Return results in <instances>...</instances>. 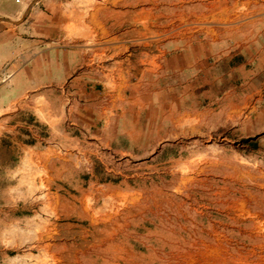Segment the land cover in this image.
<instances>
[{"label": "crops", "instance_id": "obj_1", "mask_svg": "<svg viewBox=\"0 0 264 264\" xmlns=\"http://www.w3.org/2000/svg\"><path fill=\"white\" fill-rule=\"evenodd\" d=\"M197 161L199 218L181 228L198 250L127 246L120 264H264V0H0L9 210L85 187L111 208L171 211L157 181ZM133 232L122 241L161 243L156 225Z\"/></svg>", "mask_w": 264, "mask_h": 264}, {"label": "rangeland", "instance_id": "obj_2", "mask_svg": "<svg viewBox=\"0 0 264 264\" xmlns=\"http://www.w3.org/2000/svg\"><path fill=\"white\" fill-rule=\"evenodd\" d=\"M181 171V175L191 177L162 180L156 184L161 192L167 194L161 198H169L165 201L173 202L171 211L162 206L159 212L154 213L128 212L124 208V201L114 202L111 208L103 200L92 202L91 197L82 192H86L85 187L75 197H71V190L65 187V194L60 199L62 202L51 193L40 197H22L18 203H26L27 207L39 204L40 210L15 213L8 209L7 200L0 194V264H120V255L125 254L127 246L143 252L184 251L185 247L197 250L199 247L196 244H184L181 225L184 218H199L198 161L187 164ZM72 202L80 207L79 212H74V217L70 211ZM55 205L62 209L58 214L53 210ZM126 224L130 227H126ZM155 225L156 230L161 231L160 244L128 245L122 241L127 231L135 233L146 228L151 231ZM173 225L176 226V234L166 229Z\"/></svg>", "mask_w": 264, "mask_h": 264}, {"label": "bare ground", "instance_id": "obj_3", "mask_svg": "<svg viewBox=\"0 0 264 264\" xmlns=\"http://www.w3.org/2000/svg\"><path fill=\"white\" fill-rule=\"evenodd\" d=\"M245 176H246V175H245ZM263 186H264V185H263ZM240 203H242V201H240ZM240 203H239V204H240ZM231 207H232V206H231ZM241 207H242V206H241ZM230 212H231V211H230ZM251 216H252V215H251ZM182 217H183V216H182ZM114 226H115V225H114ZM121 228H122V227H121ZM199 230H200V229H199ZM209 235H210V234H209ZM222 237H223V236H222ZM168 242H169V241H168ZM219 242H220V241H219ZM167 244H168V243H167ZM201 244H202V243H201ZM217 244H218V243H217ZM204 245H205V244H204ZM219 245H220V244H219ZM206 246H207V245H206ZM216 246H218V245H216ZM216 246H214L215 248L213 247V248H214V251L211 250L212 252H215L214 254H217V252L215 251V249H217L218 247H216ZM222 246H223V245H222ZM222 246H221V247H222ZM170 247H171V246H170ZM173 247H174V246H173ZM209 247H210V246H209ZM219 247H220V246H219ZM175 248H176V247H175ZM211 248H212V247H211ZM211 248H208V249H211ZM222 248H223V247H222ZM157 249H158V248H157ZM208 249H206V250H208ZM174 250H175V249H174ZM176 250H177V248H176ZM197 250H198V249H197ZM199 250H200V249H199ZM202 250H203V249H202ZM204 250H205V249H204ZM206 250H205V251H206ZM220 250H221V249H220ZM224 250H226V249H223V251H224ZM118 251H119V250H118ZM162 251H163V250H162ZM217 251H218V249H217ZM148 252H149V251H148ZM154 252H155V251H154ZM154 252H153V253H154ZM169 252H172V251H169ZM175 252H178V253H179V252H183V251H179V250H178V251H175ZM207 252L209 253L210 251H207ZM219 252L221 253V251H219ZM225 252H226V251H225ZM116 253H117V251H116ZM200 253H201V252H200ZM210 253H211V252H210ZM154 254H155V253H154ZM185 254H186V253H185ZM198 254H199V253H198ZM201 254H204V253H201ZM212 254H213V253H212ZM214 254H213V255H214ZM222 254H227V253H223V252H222ZM159 255H160V254H159ZM210 255H211V254H210ZM210 255H209V256H210ZM217 255H219V254H217ZM157 256H158V255H157ZM157 256L155 255V258H156ZM199 256H200V254H199ZM204 256H205V255H204ZM215 256H216V255H215ZM225 256H226V255H223V256H222V257H224L223 259H225ZM112 257H113V256H112ZM186 257H187L186 255L184 256V258H183V257H176L177 259H175V260H176V262H177L178 264H189L191 261H189V260H185ZM188 257H189V256H188ZM191 257H192V256H191ZM200 257H201V256H200ZM205 257H206V256H205ZM213 257H214V256H213ZM218 257H219V256H218ZM132 258H133V257H132ZM216 258H217V257H215V259H216ZM220 258H221V257H219V259H220ZM229 258H230V257H229ZM231 258H232V257H231ZM112 259H113V258H112ZM160 259H162V258H160ZM192 259H193V258H192ZM201 259H203V257H202ZM204 259H205V258H204ZM206 259H207V258H206ZM221 259H222V258H221ZM221 259H220V260H221ZM68 260H69V259H68ZM171 260H172V258H171ZM211 260H214V259H212V257H211ZM211 260H210V261H211ZM231 260H232V259H231ZM231 260H230V261H231ZM165 261H167V260H165ZM197 261H198V260H197ZM206 261L208 262V260H206ZM214 261H215V260H214ZM216 261H217V260H216ZM218 261H219V260H218ZM225 261H228V259L225 260ZM240 261H241V260H240ZM168 262H170V260H168ZM168 262H167V263H168ZM174 262H175V261H174ZM174 262H173V263H174ZM199 262H200V261H199ZM223 262H224V260H223ZM75 263H76V262H75ZM133 263H134V261H133ZM164 263H166V262H164ZM170 263H172V262H170ZM194 263H195V262H194ZM202 263H204V262L202 261L201 264H202ZM212 263H214V262H212ZM212 263H211V264H212ZM215 263H216V262H215ZM231 263H232V262H231ZM57 264H58V263H57ZM168 264H169V263H168ZM207 264H208V263H207ZM218 264H219V262H218ZM220 264H221V262H220ZM225 264H229V263L227 262V263H225ZM236 264H237V263H236Z\"/></svg>", "mask_w": 264, "mask_h": 264}]
</instances>
